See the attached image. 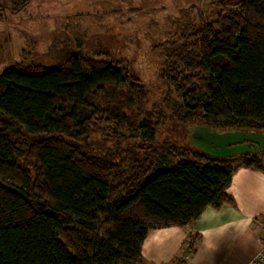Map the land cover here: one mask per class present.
<instances>
[{
	"label": "trees",
	"instance_id": "16d2710c",
	"mask_svg": "<svg viewBox=\"0 0 264 264\" xmlns=\"http://www.w3.org/2000/svg\"><path fill=\"white\" fill-rule=\"evenodd\" d=\"M162 44L158 75L182 101L168 91L151 110L119 59L64 48L53 68L0 71V264H141L150 229L234 205V170L264 172L259 147L219 155L189 133L160 137L166 117L264 135V0H215Z\"/></svg>",
	"mask_w": 264,
	"mask_h": 264
},
{
	"label": "rangeland",
	"instance_id": "374dc122",
	"mask_svg": "<svg viewBox=\"0 0 264 264\" xmlns=\"http://www.w3.org/2000/svg\"><path fill=\"white\" fill-rule=\"evenodd\" d=\"M213 1L30 0L13 11L11 0H0V71L16 62L53 68L62 49L80 50L100 59H119L120 66L143 84L147 110L160 105L168 91L170 99L181 102L182 98L170 92L158 75L163 62L162 43L185 23L198 24L199 12L207 17ZM166 121L161 138L184 143L182 139L189 133L192 141L208 153V142L218 137L222 140L232 131L189 127L169 117ZM117 133L132 137L128 130Z\"/></svg>",
	"mask_w": 264,
	"mask_h": 264
},
{
	"label": "crops",
	"instance_id": "0c3cea01",
	"mask_svg": "<svg viewBox=\"0 0 264 264\" xmlns=\"http://www.w3.org/2000/svg\"><path fill=\"white\" fill-rule=\"evenodd\" d=\"M212 140L205 145L212 154L234 155L258 147L264 149V135L259 133L232 130L223 141L219 137ZM226 191L234 199V205H223L220 209L207 206L185 227L150 229L141 245V264L172 262L190 232H197L199 240L191 259L184 264H245L251 259L258 250L264 226V172L238 167Z\"/></svg>",
	"mask_w": 264,
	"mask_h": 264
},
{
	"label": "built area",
	"instance_id": "2783aa9c",
	"mask_svg": "<svg viewBox=\"0 0 264 264\" xmlns=\"http://www.w3.org/2000/svg\"><path fill=\"white\" fill-rule=\"evenodd\" d=\"M259 247L256 254L249 259L245 264H264V226L261 227V234L258 238ZM192 257V252L186 249L184 252L178 253L176 258H178L179 262L187 263ZM178 262V263H179ZM175 261L164 263V264H178Z\"/></svg>",
	"mask_w": 264,
	"mask_h": 264
}]
</instances>
